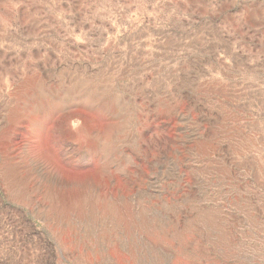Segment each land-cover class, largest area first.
<instances>
[{
    "label": "rangeland",
    "instance_id": "1",
    "mask_svg": "<svg viewBox=\"0 0 264 264\" xmlns=\"http://www.w3.org/2000/svg\"><path fill=\"white\" fill-rule=\"evenodd\" d=\"M0 264H264V0H0Z\"/></svg>",
    "mask_w": 264,
    "mask_h": 264
}]
</instances>
